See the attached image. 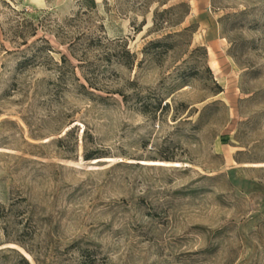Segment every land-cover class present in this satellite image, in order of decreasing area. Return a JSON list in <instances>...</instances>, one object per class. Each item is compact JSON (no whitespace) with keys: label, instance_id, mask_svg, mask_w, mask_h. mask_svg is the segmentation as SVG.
Here are the masks:
<instances>
[{"label":"rangeland","instance_id":"374dc122","mask_svg":"<svg viewBox=\"0 0 264 264\" xmlns=\"http://www.w3.org/2000/svg\"><path fill=\"white\" fill-rule=\"evenodd\" d=\"M0 264H264V0H0Z\"/></svg>","mask_w":264,"mask_h":264},{"label":"crops","instance_id":"0c3cea01","mask_svg":"<svg viewBox=\"0 0 264 264\" xmlns=\"http://www.w3.org/2000/svg\"><path fill=\"white\" fill-rule=\"evenodd\" d=\"M209 62H210V70L215 73L216 75L220 74L221 65L215 56H209Z\"/></svg>","mask_w":264,"mask_h":264},{"label":"trees","instance_id":"16d2710c","mask_svg":"<svg viewBox=\"0 0 264 264\" xmlns=\"http://www.w3.org/2000/svg\"><path fill=\"white\" fill-rule=\"evenodd\" d=\"M91 4H93V1H91Z\"/></svg>","mask_w":264,"mask_h":264}]
</instances>
